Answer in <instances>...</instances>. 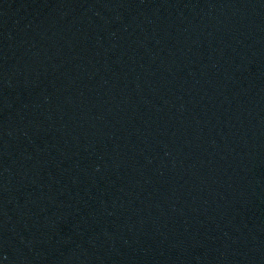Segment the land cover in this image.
<instances>
[{
	"label": "water",
	"instance_id": "obj_1",
	"mask_svg": "<svg viewBox=\"0 0 264 264\" xmlns=\"http://www.w3.org/2000/svg\"><path fill=\"white\" fill-rule=\"evenodd\" d=\"M147 0H0V264H167Z\"/></svg>",
	"mask_w": 264,
	"mask_h": 264
}]
</instances>
